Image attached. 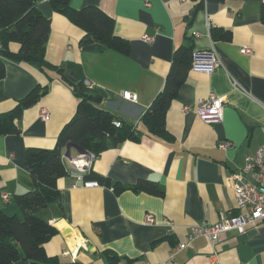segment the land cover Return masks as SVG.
Returning a JSON list of instances; mask_svg holds the SVG:
<instances>
[{"label":"crops","instance_id":"crops-1","mask_svg":"<svg viewBox=\"0 0 264 264\" xmlns=\"http://www.w3.org/2000/svg\"><path fill=\"white\" fill-rule=\"evenodd\" d=\"M264 0H70L74 8L95 5L114 20V33L130 43L128 54L108 49L100 53L80 49L83 30L54 11L49 0H36L50 19L45 59L55 65L81 66L90 87L101 88L100 106L132 123L142 132L139 141L126 140L95 157L91 169L112 183L132 185L148 179L163 188V195L112 187H76L71 159L62 157L68 173L58 178L60 206L49 205L41 215L58 232L45 244L48 255L67 264H111L103 255L110 250L113 264H264V220L220 233L214 240L199 236L178 249L194 224L212 225L229 211L236 213L228 182L232 170L244 165L264 144ZM230 31L229 40H213L211 27ZM153 41L143 40V36ZM191 45L192 51L213 50L220 66L210 74L189 70L177 97L171 102L165 127L173 136L165 140L147 132L140 118L162 88L173 51ZM250 46L249 54L241 47ZM11 50L18 45L10 43ZM0 79V112L12 108L36 85L47 92L26 108L17 121L19 133L0 134V210L23 218L13 196L32 190L26 162L30 147L51 149L64 124L74 115L78 98L53 71L36 65L5 60ZM238 85L234 89L232 81ZM129 90L137 101L121 97ZM209 93L222 96L223 118L206 122L192 109L196 99ZM46 108L49 119L39 118ZM228 141L221 149L218 143ZM7 197L4 199L2 195ZM147 214L155 221L145 224ZM65 229L68 232L63 233ZM82 239L86 242L83 247ZM10 264H29L18 260Z\"/></svg>","mask_w":264,"mask_h":264},{"label":"trees","instance_id":"trees-1","mask_svg":"<svg viewBox=\"0 0 264 264\" xmlns=\"http://www.w3.org/2000/svg\"><path fill=\"white\" fill-rule=\"evenodd\" d=\"M52 9L64 15L70 22L80 27L84 34L79 40L80 49L100 53L108 49L128 54L130 43L114 33V20L95 5L74 8L70 0H49ZM261 20L264 22V2L261 4ZM50 19L44 16L36 5V0H0V79L5 76V60L36 65L44 71H53L68 84L78 98L74 115L64 124L51 149L30 147L26 150V162L34 187L32 190L13 196V201L23 213L8 215L0 210V264H10L18 260H28L29 264H67L57 256L48 255L44 244L58 230L41 215V210L49 205L60 206V189L57 180L68 171L62 157L65 145L75 143L98 156L108 148H113L126 140L139 141L142 132L132 123L100 106L105 92L98 87L86 86L84 74L79 64L68 62L55 65L46 61L45 49L49 38ZM213 40H229L230 31L221 27H211ZM18 45L16 51L9 44ZM192 46L180 45L173 51L170 68L162 88L141 115V122L148 133L165 140L173 136L165 127V115L171 102L177 97L191 67ZM47 85H36L24 96L16 100L14 106L0 112V134H17V121L23 111L34 105L47 92ZM120 125L116 126L115 121ZM84 179H94L100 184L112 187L115 192L131 189L162 196L163 188L148 179H138L132 185L112 183L103 175L92 171ZM106 259L113 264L118 257L110 250L103 251Z\"/></svg>","mask_w":264,"mask_h":264},{"label":"built area","instance_id":"built-area-1","mask_svg":"<svg viewBox=\"0 0 264 264\" xmlns=\"http://www.w3.org/2000/svg\"><path fill=\"white\" fill-rule=\"evenodd\" d=\"M142 38L147 42L153 41L151 36L144 35ZM240 51L249 54L252 49L250 46H243ZM219 66L220 60L211 49L197 50L192 54L190 67L192 71L210 74ZM232 86L234 89H238V85L234 80ZM120 95L126 100L137 101V94L132 91L123 90ZM224 102L225 99L222 96L209 93L205 97L196 99L193 106L184 105L182 111L186 112L192 109L204 121L209 123L218 122L223 118ZM38 116L41 120L47 121L49 119L48 110L44 107L40 108ZM115 125L119 126L120 121H115ZM229 146L230 142L228 141L218 143V147L221 149ZM95 157L96 155L93 152L86 151L71 159L72 176L81 182L78 185L76 181H73L70 185L72 188L78 186L85 188L98 187L101 185L97 180L84 179V175L90 171ZM228 182L238 211L236 213L229 211L227 215H222L212 225H191L186 240L177 245L178 249H182L188 242L199 236L214 240L220 233L231 229H235L239 234L244 233L246 225L264 220V144L256 149L253 156H245L244 165L241 169L230 171ZM2 197L6 199L7 196L3 194ZM154 221L153 215L147 214L144 223L151 224ZM81 245L86 247V242L83 239ZM211 264H218L214 257L211 259Z\"/></svg>","mask_w":264,"mask_h":264},{"label":"water","instance_id":"water-1","mask_svg":"<svg viewBox=\"0 0 264 264\" xmlns=\"http://www.w3.org/2000/svg\"><path fill=\"white\" fill-rule=\"evenodd\" d=\"M83 83H84L86 86H89V85H90L88 79H84ZM71 148H74V149H75L77 152H79V153L86 152V150L83 149V148H81L79 145H77V144H75V143H70V142H68V143L65 145V153H64V155H63L64 157H66V158H70L69 151H70ZM68 231H69V229H65V230L63 231V233L68 232Z\"/></svg>","mask_w":264,"mask_h":264},{"label":"rangeland","instance_id":"rangeland-1","mask_svg":"<svg viewBox=\"0 0 264 264\" xmlns=\"http://www.w3.org/2000/svg\"><path fill=\"white\" fill-rule=\"evenodd\" d=\"M9 215H12V214H9Z\"/></svg>","mask_w":264,"mask_h":264}]
</instances>
